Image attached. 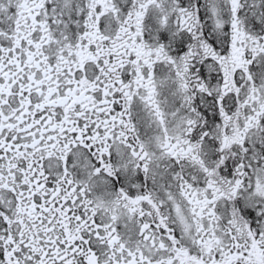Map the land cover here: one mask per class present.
Instances as JSON below:
<instances>
[{
  "label": "snow or ice",
  "instance_id": "obj_1",
  "mask_svg": "<svg viewBox=\"0 0 264 264\" xmlns=\"http://www.w3.org/2000/svg\"><path fill=\"white\" fill-rule=\"evenodd\" d=\"M0 264H264V0H0Z\"/></svg>",
  "mask_w": 264,
  "mask_h": 264
}]
</instances>
